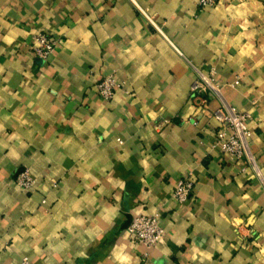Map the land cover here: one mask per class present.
Wrapping results in <instances>:
<instances>
[{"label": "crops", "instance_id": "1", "mask_svg": "<svg viewBox=\"0 0 264 264\" xmlns=\"http://www.w3.org/2000/svg\"><path fill=\"white\" fill-rule=\"evenodd\" d=\"M37 33L57 42L48 60ZM192 66L249 115L264 179V0H0V264H264V189L212 148L221 103L195 111ZM108 75L125 85L104 102ZM155 213L163 239L131 244V220Z\"/></svg>", "mask_w": 264, "mask_h": 264}, {"label": "built area", "instance_id": "2", "mask_svg": "<svg viewBox=\"0 0 264 264\" xmlns=\"http://www.w3.org/2000/svg\"><path fill=\"white\" fill-rule=\"evenodd\" d=\"M198 8L212 7L218 0H196ZM146 16L145 11L139 9ZM152 23V22H151ZM156 29L157 26L152 23ZM160 32V30H158ZM57 45L56 40L48 38L44 33H37L31 39L29 52L39 60H48ZM195 79L190 86L189 97L196 112H205L208 108V96L217 98L221 105L211 112L213 120L217 124L215 139L212 148L217 149L219 153L230 160L242 161L254 171L259 177L260 183L264 189V179L260 170L249 151V140L252 132L249 130L247 123L250 119L247 113L236 111L230 106L221 95V86L215 80L214 69L203 71L198 67H193ZM125 82L117 80L114 75H108L98 82L95 90L98 96L104 102H110L113 98L114 91L123 88ZM240 85V77L235 76L228 86L232 89ZM14 183L20 189L25 191L32 190L34 180L27 170L18 173L14 178ZM56 184H53L55 187ZM193 190V182L189 178L179 179L173 189L172 199L176 204H184L190 198ZM44 203V201H42ZM160 214L155 213L152 216L139 215L134 217L129 226L127 233L131 244L141 245L146 250L158 244L164 237L160 225ZM147 253H145L146 256ZM19 264H31L27 258H22Z\"/></svg>", "mask_w": 264, "mask_h": 264}]
</instances>
